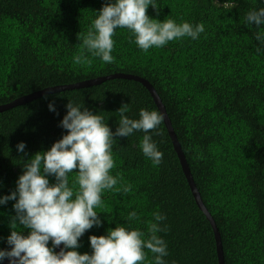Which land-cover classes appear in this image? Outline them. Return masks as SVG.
<instances>
[{"label": "trees", "instance_id": "obj_1", "mask_svg": "<svg viewBox=\"0 0 264 264\" xmlns=\"http://www.w3.org/2000/svg\"><path fill=\"white\" fill-rule=\"evenodd\" d=\"M109 2L115 0H0V105L44 87L113 73L148 80L216 223L224 264H264V44L256 39L264 25L246 22L250 11L264 8V0H154L159 10L149 5L150 18L203 23L205 31L196 40L184 37L144 52L128 29L118 28L114 63L89 54L91 66L75 64L82 36ZM69 101L101 115L113 133L122 104H129L130 119H139L141 109L159 112L145 86L121 78L43 94L0 112V197L16 191L27 161L67 134L60 122ZM158 131L148 134L164 154L159 166L142 152L143 131L114 136L111 174L123 177L116 187L131 184L132 190L102 194L103 205L95 209L102 225L87 230L75 250L91 254L89 237L107 235L118 225L147 232L152 213L159 211L166 216L162 226H168L158 233L167 244L166 264H218L212 227L193 199L164 121ZM20 142L24 152L17 149ZM75 179L76 172L69 174L70 187ZM15 203L0 204V250H11ZM132 211L139 220L128 221ZM145 251V264H154V254Z\"/></svg>", "mask_w": 264, "mask_h": 264}, {"label": "clouds", "instance_id": "obj_2", "mask_svg": "<svg viewBox=\"0 0 264 264\" xmlns=\"http://www.w3.org/2000/svg\"><path fill=\"white\" fill-rule=\"evenodd\" d=\"M149 5L159 10L154 0H115L104 4L87 34L82 36L74 63L91 66L89 54L104 63H114L113 36L118 28L128 29L144 52L184 37L196 40L205 31L203 23L178 24L173 19L163 22L152 19L147 14ZM246 22L264 25V8L250 11ZM256 39L264 44V34L257 33ZM260 51L257 48V53ZM66 108L67 114L60 126L67 130V134L50 150L37 152L27 161L18 178L16 191L0 197V204L16 201L13 205L16 215L11 219L12 231L7 238L11 250H0V260L8 258L10 264H145L147 249L154 254V264H166L163 258L168 255L167 244L158 233L167 232L168 226H162L166 216L159 211L152 213L153 220L148 222L147 232L118 225L109 229L107 235L89 237L91 254H80L75 250L80 247L79 238L87 230L102 225L95 210L103 205L102 194L114 190L126 195L132 190L131 184L116 187L123 177L119 173L116 176L111 174L115 167L114 136L128 137L134 131H143L142 152L153 166H159L164 154L148 133L160 135L158 129L165 119L164 114L141 109L139 119H130L126 115L129 104H122L117 110L119 126L113 133L101 115L74 106L70 101ZM49 110L55 111L54 104L49 103ZM25 147L24 142L17 145L20 152H24ZM73 172H76V179L70 187L69 174ZM48 176H54L56 182L50 184ZM139 219L135 211L128 214V221ZM17 221L19 227L28 230L27 235L17 230ZM61 244L63 248L56 252L55 248Z\"/></svg>", "mask_w": 264, "mask_h": 264}, {"label": "water", "instance_id": "obj_3", "mask_svg": "<svg viewBox=\"0 0 264 264\" xmlns=\"http://www.w3.org/2000/svg\"><path fill=\"white\" fill-rule=\"evenodd\" d=\"M114 78H121V79H129V80H134V81H139L145 88L148 90L150 96L153 98L159 112L164 114V123L167 128L169 137L171 139L173 148L176 152V155L178 157L181 170L186 178L187 184L189 186L190 192L193 196V199L195 200L197 206L199 209L205 214L206 218L210 222V225L212 227L213 233H214V238H215V243H216V253H217V263L218 264H224V259H223V252H222V244H221V238L220 234L218 232V228L216 226V223L214 219L212 218L210 212L207 210L203 200H201L200 194L194 184L193 178L191 176V173L189 171V167L187 164V161L185 159V156L183 155V152L180 148V144L177 140L176 134L174 132L173 126L171 124V120L169 119L165 106L162 103V100L160 96L156 93L155 89L153 86L150 84V82L142 77L139 76H134V75H128V74H121V73H113L107 76H101L93 79H86L74 83H69V84H59V85H53V86H48L44 87L42 89L32 91L30 94L21 96L19 98H16L12 100L9 103L2 104L0 105V112L6 111L12 107L18 106L20 104H24L26 102L31 101L33 98L39 97L40 95L47 94V93H53L61 90H66V89H74V88H81V87H87L91 85H96L99 84L105 80L109 79H114ZM62 248V244L59 247H56V252H59ZM0 264H10V260L8 258L3 259Z\"/></svg>", "mask_w": 264, "mask_h": 264}]
</instances>
